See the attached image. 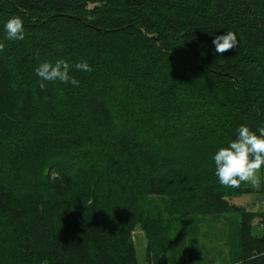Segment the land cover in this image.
I'll return each mask as SVG.
<instances>
[{
	"label": "trees",
	"instance_id": "obj_1",
	"mask_svg": "<svg viewBox=\"0 0 264 264\" xmlns=\"http://www.w3.org/2000/svg\"><path fill=\"white\" fill-rule=\"evenodd\" d=\"M0 42V264H140L137 226L149 264H173L176 216L231 212L232 264H264L255 213L231 201L252 189L220 185L213 160L264 127V0H0ZM60 59L78 86L36 74Z\"/></svg>",
	"mask_w": 264,
	"mask_h": 264
},
{
	"label": "rangeland",
	"instance_id": "obj_2",
	"mask_svg": "<svg viewBox=\"0 0 264 264\" xmlns=\"http://www.w3.org/2000/svg\"><path fill=\"white\" fill-rule=\"evenodd\" d=\"M116 117L120 125L133 132H140L139 120L133 115L125 112L116 114ZM259 176V188L244 183L252 190L233 196L231 201L244 210L255 213L251 221L252 234L264 237V217L261 216V213L264 214V168ZM241 223V212L214 216H176L173 222L170 261L173 264H232L239 255L237 250L232 249H235L233 241ZM133 240L138 261L140 264H149L146 254L147 237L140 226L136 227Z\"/></svg>",
	"mask_w": 264,
	"mask_h": 264
},
{
	"label": "clouds",
	"instance_id": "obj_3",
	"mask_svg": "<svg viewBox=\"0 0 264 264\" xmlns=\"http://www.w3.org/2000/svg\"><path fill=\"white\" fill-rule=\"evenodd\" d=\"M8 40H24L25 28L23 20L19 17L9 19L5 25ZM215 51L219 55L237 48L239 41L232 31L216 35L213 39ZM4 43L0 42V52L4 50ZM73 67L66 60L60 59L51 64L45 62L36 69V74L46 81H61L76 87L79 81L70 76ZM78 71L91 72L93 69L87 61L81 60L74 65ZM237 137L226 147H221L214 154L215 175L220 185L228 188H239L242 183L250 184L253 188L260 187L259 173L264 168V127L253 131L246 125L237 129ZM264 253H257L250 259H256Z\"/></svg>",
	"mask_w": 264,
	"mask_h": 264
}]
</instances>
